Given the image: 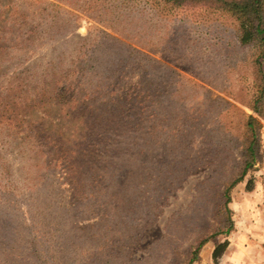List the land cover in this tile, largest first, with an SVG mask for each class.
I'll return each mask as SVG.
<instances>
[{
  "label": "rangeland",
  "instance_id": "1",
  "mask_svg": "<svg viewBox=\"0 0 264 264\" xmlns=\"http://www.w3.org/2000/svg\"><path fill=\"white\" fill-rule=\"evenodd\" d=\"M208 3L0 0V112L20 121L0 118V264H188L205 238L193 264H264L257 52ZM136 84L119 122L111 101ZM239 111L259 147L226 236Z\"/></svg>",
  "mask_w": 264,
  "mask_h": 264
},
{
  "label": "trees",
  "instance_id": "2",
  "mask_svg": "<svg viewBox=\"0 0 264 264\" xmlns=\"http://www.w3.org/2000/svg\"><path fill=\"white\" fill-rule=\"evenodd\" d=\"M163 1L165 4L168 3L171 5V8L174 9L180 8L185 4H198L209 2L208 4L210 7H214L220 11H223L234 18V20L238 23V34L239 38L238 41L242 46L245 45H253L256 54L254 56V65L256 68L257 76H258V90L256 91L255 99L250 101L249 107L252 109L254 113L258 116L264 118V0H160ZM216 6V7H215ZM2 49V45L0 44V50ZM122 76L120 73L119 77ZM120 80L121 78H117ZM119 86V85H117ZM114 88H116L114 86ZM139 84L135 86H131V90L128 89L127 91H123L119 89V92H123L121 96H117L116 99L112 100V107L116 106L115 108L117 111L122 110L118 116H121L119 122H124L122 118L127 116H131V109L133 105H129L128 102L129 94L134 90L138 89ZM64 91L59 92L57 96H60V99H56V103H64L62 100L64 98ZM112 95H117L114 93L115 90L111 91ZM133 94V93H132ZM142 93L138 92L135 98L137 101L138 106L142 104V97L140 96ZM132 97V96H131ZM35 105L26 104L25 110H34L38 109L42 103H45L41 96L36 97ZM32 102V101H31ZM119 107V108H118ZM122 107V109H120ZM129 108V110H128ZM126 113L125 117H122V114ZM240 114H243L239 111ZM244 115V114H243ZM0 118L2 121L8 122H16L17 124L20 121H16L15 117L10 115L8 111L0 112ZM120 118V117H119ZM245 122L242 123V127L244 129V139L242 141V155H241V169L236 177L229 183L227 188L223 192V218L225 221V229L219 231V234L229 235V233L233 230V221L231 220V211L228 208V205L231 202L230 192L231 190L239 183L244 181V178L248 171L252 170L257 162V150L259 147L258 143V130L260 128V122L257 118L251 115H244ZM1 121V122H2ZM251 183V181H249ZM216 235V234H215ZM208 238L203 239L198 247L193 251L192 257L189 260L188 264H193L198 257L199 249L207 242ZM228 246L227 242L222 244H218L215 246L213 251L212 257L213 260H217L223 252L226 250Z\"/></svg>",
  "mask_w": 264,
  "mask_h": 264
}]
</instances>
